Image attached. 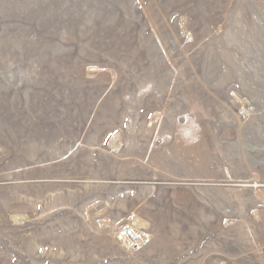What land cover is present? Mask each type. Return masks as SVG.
<instances>
[{
    "label": "rangeland",
    "instance_id": "obj_1",
    "mask_svg": "<svg viewBox=\"0 0 264 264\" xmlns=\"http://www.w3.org/2000/svg\"><path fill=\"white\" fill-rule=\"evenodd\" d=\"M0 264H264V0H0Z\"/></svg>",
    "mask_w": 264,
    "mask_h": 264
},
{
    "label": "bare ground",
    "instance_id": "obj_2",
    "mask_svg": "<svg viewBox=\"0 0 264 264\" xmlns=\"http://www.w3.org/2000/svg\"><path fill=\"white\" fill-rule=\"evenodd\" d=\"M128 232H129L130 234H133V236L138 235L137 233H134L133 230H129ZM139 234H140V233H139ZM131 236H132V235H131ZM139 236H140V235H139ZM136 237H137V236H136ZM142 237H143V239H142V238H141L142 240L139 239V242H138V244H140V245H141V244L144 242V240H145V237H144V236H142ZM133 238H134V237H133ZM139 238H140V237H139ZM134 239H136V238H134Z\"/></svg>",
    "mask_w": 264,
    "mask_h": 264
}]
</instances>
